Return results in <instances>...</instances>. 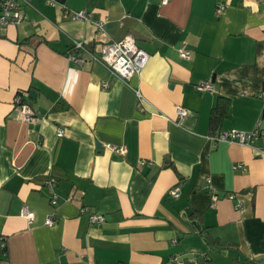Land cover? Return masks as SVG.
<instances>
[{
    "label": "crops",
    "instance_id": "0c3cea01",
    "mask_svg": "<svg viewBox=\"0 0 264 264\" xmlns=\"http://www.w3.org/2000/svg\"><path fill=\"white\" fill-rule=\"evenodd\" d=\"M23 11L0 27V264H264V135L209 138L219 103L217 130H264V0H30ZM127 35L149 55L128 79L82 50L83 63L68 59L74 42L99 54ZM204 80L212 90H197Z\"/></svg>",
    "mask_w": 264,
    "mask_h": 264
},
{
    "label": "built area",
    "instance_id": "2783aa9c",
    "mask_svg": "<svg viewBox=\"0 0 264 264\" xmlns=\"http://www.w3.org/2000/svg\"><path fill=\"white\" fill-rule=\"evenodd\" d=\"M30 0H0V27H3L8 24H17L25 18L23 11V6L29 4ZM161 4H166L168 0H159ZM224 9L223 4H219L216 7V12L221 13ZM75 19H86L88 17L87 12L80 11L75 12L72 16ZM98 29L102 28V22H97ZM83 51L88 55L92 61H97L102 63L107 70L115 74L119 78L128 79L133 74H138L141 72L148 60V53L140 48L134 38L131 35H127L124 38L118 41H111L104 44L100 50V53L97 54L87 49L83 43L74 42L72 51L68 54V59L74 63L80 64L85 61V58L79 55L78 51ZM179 55L183 58L190 57V51L182 45L179 48ZM104 87L107 86L106 83L103 84ZM197 90L205 91L212 90V84L210 80H204L199 82L196 85ZM258 96L264 101V89H262ZM14 103L20 111L21 117L24 121H33L35 114L33 110L27 105L23 100L20 94H16L14 98ZM176 113L179 117L183 118L188 115L189 111L185 108L178 106L176 108ZM58 135L62 134V129L59 128L57 131ZM264 135V130H262L259 125H256L250 131L239 130L236 128H231L228 130H216L210 133L209 138L213 141H226L234 142L241 145L253 146L254 142L261 138ZM105 146L115 151L121 155H125L126 147L117 146L110 143H106ZM209 179L207 180V182ZM47 188L51 193V203L54 202L56 198V193L53 191L54 182L48 181ZM169 194L173 197L179 195V187L175 186L169 190ZM230 197H233L230 194ZM236 208H239L241 204L236 203ZM21 215L26 217L28 220L33 218V213L28 210L27 206H22ZM89 221L91 223H102L104 221V215L102 213H90ZM44 223L48 226H52L54 223V215L50 214L46 217ZM0 248L6 253V243L3 238H0ZM169 262L171 264H184V261L179 258L177 254L171 255L169 257ZM132 264V263H126Z\"/></svg>",
    "mask_w": 264,
    "mask_h": 264
},
{
    "label": "trees",
    "instance_id": "16d2710c",
    "mask_svg": "<svg viewBox=\"0 0 264 264\" xmlns=\"http://www.w3.org/2000/svg\"><path fill=\"white\" fill-rule=\"evenodd\" d=\"M17 94H20L22 96V92L19 91L17 92ZM23 101H25V98H22ZM228 104L227 102L224 103H219L218 105H216L213 110L212 113L210 115V125H211V129L212 132L216 131L218 128L219 123L222 121V119L227 116L228 114Z\"/></svg>",
    "mask_w": 264,
    "mask_h": 264
},
{
    "label": "water",
    "instance_id": "95a60500",
    "mask_svg": "<svg viewBox=\"0 0 264 264\" xmlns=\"http://www.w3.org/2000/svg\"><path fill=\"white\" fill-rule=\"evenodd\" d=\"M35 95H36V93H35L34 90H30L29 93H28V97H30V98H32L34 100H35Z\"/></svg>",
    "mask_w": 264,
    "mask_h": 264
}]
</instances>
